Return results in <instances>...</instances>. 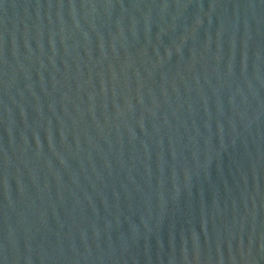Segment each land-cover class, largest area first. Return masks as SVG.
Listing matches in <instances>:
<instances>
[{
	"label": "water",
	"instance_id": "water-1",
	"mask_svg": "<svg viewBox=\"0 0 264 264\" xmlns=\"http://www.w3.org/2000/svg\"><path fill=\"white\" fill-rule=\"evenodd\" d=\"M0 264H264V0H0Z\"/></svg>",
	"mask_w": 264,
	"mask_h": 264
}]
</instances>
